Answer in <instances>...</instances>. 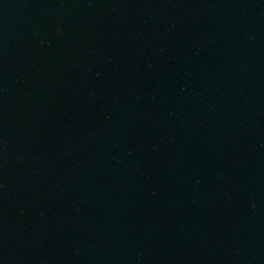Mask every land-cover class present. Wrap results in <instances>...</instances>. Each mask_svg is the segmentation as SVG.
<instances>
[{"label": "water", "instance_id": "1", "mask_svg": "<svg viewBox=\"0 0 264 264\" xmlns=\"http://www.w3.org/2000/svg\"><path fill=\"white\" fill-rule=\"evenodd\" d=\"M0 264H264V0H0Z\"/></svg>", "mask_w": 264, "mask_h": 264}]
</instances>
